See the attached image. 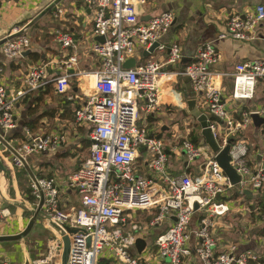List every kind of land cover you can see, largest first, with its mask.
<instances>
[{"label": "built area", "instance_id": "built-area-1", "mask_svg": "<svg viewBox=\"0 0 264 264\" xmlns=\"http://www.w3.org/2000/svg\"><path fill=\"white\" fill-rule=\"evenodd\" d=\"M149 1L83 0L92 13L93 36L104 38L103 43L93 41L90 46V54L98 62L96 68L77 70L79 52L75 40L67 31L55 28L51 33L54 42L61 50L71 51L60 74L49 79L46 65H39L24 75L21 90L8 91L0 82L3 140L8 142L5 135L16 128L17 103L26 94L52 82L56 94L78 103L73 124L86 129L90 142L88 157L66 180V187L78 198V207L63 209L55 178H36V183L30 180L33 206L36 208L42 194L41 214L58 228L52 229L56 236L52 235L47 256L34 264H61L65 237L69 242L67 264H99L101 253L110 254L118 264H264V257L241 251L237 242L218 238L213 231L239 200L246 205L243 214H257L258 200L251 198L254 193L257 197L264 193V147L251 155V147L244 139L245 130L253 124L251 116L264 119V105L248 106L255 99L258 85L264 87V62L243 61L230 74L218 72L220 56L216 48L203 44L196 48L192 60L177 71L175 67L183 57L180 46L171 43L165 63L173 68L170 72H163L164 65L158 61L140 63L141 51H148L159 42L175 22L174 14L165 11L141 23L138 9ZM258 28L264 30V5L244 18L229 17L219 39L247 42ZM30 46L31 37L24 33L7 40L1 50L6 59L18 60ZM166 49L159 45L157 51ZM131 58L136 65L123 69ZM2 72L0 64V76ZM173 76L188 82L219 150L230 146L229 164L240 178L235 186L223 175L215 162L216 154L211 155L204 142L194 145L188 135L179 138L177 134L165 139L149 130L146 120L160 106V88L171 82ZM77 77L86 80V86L72 93ZM222 78L232 80L228 98L223 96ZM23 134L25 141L15 145L8 142L17 156L0 143L1 151L10 153L13 168L20 170L28 158L54 152L65 142L59 131L34 135L24 128ZM178 152L186 157L185 169L190 163L201 161L198 175L170 173L169 154ZM246 194L251 195L252 203L247 201ZM138 212L153 215L144 233L152 234L168 225L165 231L153 236V244L146 245L141 253L136 251L135 239L123 236L122 230ZM194 215L198 217L196 228H190ZM260 221L264 223V214ZM67 229L81 233L72 234ZM133 231H141V227L134 226ZM0 264L13 263L0 258Z\"/></svg>", "mask_w": 264, "mask_h": 264}, {"label": "crops", "instance_id": "crops-1", "mask_svg": "<svg viewBox=\"0 0 264 264\" xmlns=\"http://www.w3.org/2000/svg\"><path fill=\"white\" fill-rule=\"evenodd\" d=\"M53 1L0 0V40L15 30L26 26ZM260 5H264V0H151L147 5L138 9L139 21L141 23H146L151 17L165 11H171L174 14L175 22L159 41L160 45L167 48L165 52L156 51L149 58H141L140 63L144 64L149 60L158 61L164 65L162 70L165 67L168 68L165 66L167 60L166 51H168V46L171 43H176L181 48L183 57L180 64L181 67L192 60L196 48L203 44H211L216 48L220 56V61L216 67V71L218 72L230 74L234 66L243 61L260 60L264 62L263 28H258L253 38L247 42H238L229 38L224 40L219 39V36L225 31L226 21L229 17L236 15L244 18L253 13L256 7ZM47 15H52L51 19H54V22H57L61 26H59L60 29L70 33L75 40L79 52L77 70H92L96 68L98 62L90 54V46L93 41H96L92 34V13L85 6L83 0H62L57 5V9L49 12ZM47 15L27 30L26 33L30 37L32 30H35L36 27H38L39 32L48 31L49 25L47 26L45 22V19L48 18ZM42 35L43 42L38 44L31 42L30 49L25 51L29 55L22 56L18 60L6 59L2 54L0 46V64L3 68L0 82L6 86L8 91L13 92L23 89L24 75L32 67L46 65L47 78L49 79L62 72L66 56H69L71 51L61 50L59 46L56 45L55 47L53 43L49 44L47 37L45 38L46 34L43 33ZM31 55L38 56L40 60L37 62L33 61ZM179 69L177 68V71ZM169 74L167 73L165 76ZM74 80L71 89L72 93H77L81 88L86 86V80L78 77L74 78ZM221 80L224 92L223 96L224 98H228L232 89V80L230 78H222ZM159 93L160 106L146 120L149 130L156 136L165 139H169L175 134L179 135V138L188 135L190 139L192 134H198L201 137V128L197 122L192 127L185 125V121L189 117L191 118V116H185L183 111L187 108V101L194 99L192 90L186 79L173 76L171 82L165 83L160 88ZM72 103L73 101L67 100L65 96L56 94L54 84L48 82L43 89L26 94L17 103L14 109L16 128L5 135L9 144L15 145L20 143V139L16 136L22 134L21 132L25 127L30 130L49 129L53 127V131H60L65 142L56 151L34 155L28 158L26 163L31 171L36 174H40L43 177L52 176L51 178H55L58 181L60 187V204L66 210L71 206H79L77 196L66 187V180L80 164V161H77L76 150L82 149V141L86 139V129L73 124V115L71 112L73 107ZM262 105H264V87L262 84H259L255 99L248 106L258 108ZM35 106H38V109L31 111L32 108H37ZM51 113H54L53 118L44 117L45 114L49 115ZM62 130L67 136V139L62 133ZM263 130L264 124L258 127L252 124L245 130L244 139L251 147V155L259 153L264 147ZM247 132H250L253 141L246 137L245 134ZM201 138L198 144L204 142ZM0 162L4 166V171L0 173V177L9 184L8 198L3 197L2 199L4 201L10 200L9 205L13 206L14 210L10 211L8 209L9 207L6 210L12 212L13 216H15L14 218L18 220L17 229L14 227L16 230L7 228L5 231H0L3 236H7L13 235L16 232L20 233L27 224V222L24 223V218H30V214L17 205H23L29 210H32L34 204L32 205L27 200V188L31 180L27 171L24 168L21 170L13 168L10 163V153L2 152L1 149ZM186 163L187 160L183 153L178 152L176 155L169 154V171L172 175H179L184 172L192 176L198 175L201 169V161L196 160L190 163L188 169H185ZM231 193L235 194L233 190ZM263 194H261L262 198H264ZM250 197V194L245 195L247 200ZM234 206L235 202L231 207L234 208ZM244 206L246 205L240 204L239 208H234V211L237 212L235 214L237 217L243 216V219L247 218V214L241 212ZM26 213L28 215L25 216ZM249 217H252L250 225L252 228H256L251 234L253 236L255 235L257 239H244L242 236L245 235V237H248V234L245 233L246 231H241L233 236V241L239 244L241 251H252L264 257V237L260 233L261 229L264 228V223L255 216L250 215ZM165 226L167 227L168 225ZM156 230L153 231L151 237L155 235ZM22 243L19 245L24 250ZM22 249L21 251H23ZM24 254V257L16 261L18 264H26L28 259H30L29 255L25 252ZM0 258L9 260V257L2 251H0Z\"/></svg>", "mask_w": 264, "mask_h": 264}, {"label": "rangeland", "instance_id": "rangeland-1", "mask_svg": "<svg viewBox=\"0 0 264 264\" xmlns=\"http://www.w3.org/2000/svg\"><path fill=\"white\" fill-rule=\"evenodd\" d=\"M47 16H48V18H46V19L44 18V19H45L46 25L47 26L49 25L50 30L48 28V31H46V32H39L38 27H36L35 30H32V34H31V42L32 43L38 44L40 42H43L42 41L43 40V35H42L43 33L48 34V32H49V34H51L55 28L61 27L57 22H54V19H51L52 15L51 16L47 15ZM40 33H42V34H40ZM39 38H40V40H39ZM48 42H49V44L53 43V45L55 47L57 45L54 42L53 38H49ZM68 51L70 52V50H68ZM86 62H88V61H86ZM195 123L196 122H194V119L190 118V117L185 121V125H188L189 127H192ZM73 127L75 129H77L74 125H73ZM52 128L37 129L35 134H48V135H50L53 132H55V131H53L54 129H52ZM62 133L65 135L63 130H62ZM245 135L247 138H250L253 141V138H252L250 132H247ZM85 136H86L85 137L86 139H84V141H82V145H81L82 149L76 150L77 161H80V162L85 160L88 157L89 147L85 146V145H87L88 137L86 134H85ZM65 137L67 139L66 135H65ZM72 172H74V171H72ZM8 189H9V184H8V182L4 181L3 190L5 191V194L3 197L8 198ZM256 198H258L257 194L254 193L253 198H251V199L255 200ZM252 200L249 199L247 201L252 203ZM9 202H10V200L4 201L2 198H0V231H5L7 228L8 229L12 228V230L17 229L18 220H16L14 218L15 216H13L12 212H8L6 210L8 207H10ZM240 204L241 205L243 204V202H241V200L235 202L234 208H239ZM234 208L231 211V213H229L226 217L222 218L219 221V223L215 226V228L213 230L214 234L218 238H223V239H226L227 242H230V241L232 242L234 240L233 236L236 233H240L241 231H246L245 233L248 234V237H244V239H246V238L257 239L255 235L253 236L251 234L253 231L256 230V228H252V226L250 225V223L252 222V219H251L252 217L250 218L249 216L252 214H248L247 218L243 219L244 218L243 216L237 217L235 215V214H237V212L234 211L235 210ZM34 209H35V206H32V210H34ZM240 215H241V213H240ZM196 217H197L196 215L193 216L192 223L194 225L190 228H196L195 221L198 218V217L197 218ZM133 218H134V220H133ZM27 220H29V218H24V223L28 222ZM37 223L38 224H36L34 226L33 230L31 231L32 234L30 233L24 239V242L22 243L24 245V250L22 249L21 245H19V244H21L19 242L0 243V251H2L7 257H9V260L11 262L18 264L16 261L19 258L24 257V255H25L24 252L30 256V259H28L26 264H34L37 261L43 260L47 256L48 245L50 244L51 239H52L51 235H54V236H56V235H55L54 231L52 230V228H50L49 226H46L45 224L41 223L40 221H38ZM147 223L148 222H146L145 219L141 215H139V214H136L135 216L133 215L132 219L130 221H127V225L125 226V228L122 229L123 230V236H126V235L131 236L135 239V241L137 239H141V240H144L146 242V245H148V246L152 245L153 244V237H151V234L143 232V229L145 228V225ZM134 226L141 227V231H133ZM16 233H14V234H16ZM21 249L23 251H21ZM63 250H64V247H63ZM63 250H62V252H63ZM61 257H62V254H61ZM99 264H118V262L113 257H111L110 254L107 255L106 253H101Z\"/></svg>", "mask_w": 264, "mask_h": 264}, {"label": "water", "instance_id": "water-1", "mask_svg": "<svg viewBox=\"0 0 264 264\" xmlns=\"http://www.w3.org/2000/svg\"><path fill=\"white\" fill-rule=\"evenodd\" d=\"M61 1L62 0H54L51 4H49L46 8H44V10H42L37 16H35L26 26H24L20 32L11 34L7 38L0 40V46H2L7 40L14 39V38L19 37V36L23 35L24 33H26L27 30L30 29L34 24H36L42 17H44L45 15H47L51 11L52 12L55 11L57 9V5ZM95 40L99 43H103L104 38L103 37H95ZM159 45H160L159 42H155L150 47V49L148 51H141L140 57L141 58H149L153 53H155L157 51V48L159 47ZM166 54L168 55L169 51H166ZM27 55H29V53L24 52L22 56H27ZM135 65H136V60L134 58H131L123 64V69H130V68H133ZM175 68L176 69L181 68V65H178ZM172 69H173L172 67H168V68H165L163 70V72L171 71ZM186 105H187V108L185 111H183V114L185 116H191V118L196 120V122L198 123V125L201 128V137H202L205 145L214 154H216L215 162L220 167L223 175H225L228 178L231 185L235 186L239 182L240 178L236 174L235 170L229 164L230 157H229L228 153H229L230 146L227 145L223 149L219 150V147H218V145L215 141V138L213 136V133L210 129V125H209V122L207 120V117L199 111V109L196 106V101L194 99H190L187 101ZM251 120H252L253 124L257 127L264 124V119L259 118L256 115L251 116ZM0 143L11 154L17 156L15 150L11 146H9V144L5 140H3L1 138V136H0ZM23 168L27 171L28 175L30 176L31 181L36 183V178H35L33 172L31 171V169L29 168V166L27 165L26 162H23ZM3 171H4V166L0 162V173ZM263 197H264V194H263ZM42 205H43L42 194H41L40 201L34 210H29L27 207H25L23 205H17L19 208L27 211L30 214V218L27 222V225L25 226V228L20 233L13 234V235H7V236H0V243H4V242H21L22 243L24 241V239L31 233V231L33 230L34 226L36 225V223L38 221L43 222L47 226L54 229L55 231H58V228L53 223H51L46 217L42 216V214H41ZM196 208L197 207L195 206V209ZM67 231L69 233H72V234H80L81 233L80 230H69V229H67ZM51 238H53L52 235H51ZM63 245H64V250H63V254H62L61 264H67V255H68V248H69V242H68L67 237L63 238ZM145 246H146V242L144 240L137 239L135 241V248H136L137 253H141V251L143 250V248Z\"/></svg>", "mask_w": 264, "mask_h": 264}, {"label": "trees", "instance_id": "trees-1", "mask_svg": "<svg viewBox=\"0 0 264 264\" xmlns=\"http://www.w3.org/2000/svg\"><path fill=\"white\" fill-rule=\"evenodd\" d=\"M51 14H52V13H51ZM50 36H51V37H50ZM46 37H47V39H49V38H53V35L48 33V34H46L45 38H46ZM50 40H51V39H50ZM31 56H32V55H31ZM31 58H32V60L35 61V62H37L38 60H40L39 57L36 56V55H33ZM37 102H38V101H37ZM72 104H73V107H72L71 112H72L73 119H74V111H75V109L77 108L78 103H77L76 101H73ZM35 107H37V108H34V109L32 108L31 111H35L36 109H38V106H35ZM31 113H34V112H31ZM45 116L50 117V118H53V117H54V113H51V114H49V115H48V114H45L44 117H45ZM73 119H72V120H73ZM25 128H26V127H25ZM27 129H28V128H27ZM28 130L30 131L31 134L36 135L35 132L37 131V129H36V130H34V129H31V130L28 129ZM21 133H22V134H18V135L16 136L18 139H20V140H19L20 142L26 140V138H25V136H24V134H23V130H22ZM200 138H201V137H200L198 134H192L190 140H191V142H192L194 145H198ZM201 139H202V138H201ZM85 146H88V147L90 146V142H89V140L87 141V145H85ZM32 172H33V171H32ZM33 174H34L35 178H37V179H41V178H51V177H52V176H51V177H43V176H41L40 174H36L35 172H33ZM27 195H28L27 200L30 201L32 205L35 204V199H34V197L32 196V191H31V188H30V183L28 184ZM220 200H223V198H222V199L220 198ZM257 200H258V206H257V207H258V212H257V214H252V216H255V217H257V218L260 219L261 216L264 214V198H262V197H261V194H259ZM8 209H9L10 211H13V210H14V207H13V206H10ZM137 214L141 215V216L145 219L146 222L150 221L151 218L153 217V215H148L147 213H140V212H138ZM26 215H28V214L26 213L25 216H26ZM28 217H29V216H28ZM166 228H167V227L165 226V227H161V228H159L158 230H156V231H155V235H154V237H155L157 234H159V233L165 231ZM260 233H261V235L264 237V228L261 229Z\"/></svg>", "mask_w": 264, "mask_h": 264}, {"label": "bare ground", "instance_id": "bare-ground-1", "mask_svg": "<svg viewBox=\"0 0 264 264\" xmlns=\"http://www.w3.org/2000/svg\"><path fill=\"white\" fill-rule=\"evenodd\" d=\"M210 154L213 155L214 153L210 150ZM3 183L4 179L0 177V198H3L5 192L3 191Z\"/></svg>", "mask_w": 264, "mask_h": 264}]
</instances>
